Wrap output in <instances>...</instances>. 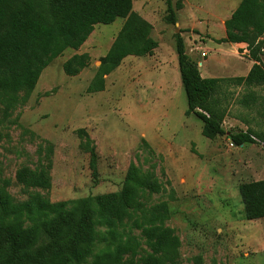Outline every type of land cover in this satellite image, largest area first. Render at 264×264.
Returning <instances> with one entry per match:
<instances>
[{
    "label": "rangeland",
    "instance_id": "obj_1",
    "mask_svg": "<svg viewBox=\"0 0 264 264\" xmlns=\"http://www.w3.org/2000/svg\"><path fill=\"white\" fill-rule=\"evenodd\" d=\"M172 4L173 23L167 0H133L134 11L151 22V36L159 43L151 55L127 56L102 74L101 58L124 23L117 18L96 25L78 50L67 49L55 58L35 88L0 92V189L15 205L35 197L52 204L74 200L78 211L87 198L116 194L119 199L134 167L136 177H146L154 187L128 184L127 214L115 227L124 241L134 239L117 261L115 244L107 252H99L100 245L105 264H146L151 256L163 264H264V218H246L239 191L243 183L264 179V103H242L252 89L262 95L264 90L223 82L219 96L228 111L226 134L207 138L203 121L186 113L175 49V34L180 33L191 58L203 62L201 74L208 64L219 78L246 74V45L216 42L238 0ZM83 52L90 54L89 65L76 76L67 75L63 63ZM202 52H207L205 58ZM249 128L258 140L232 144L230 132ZM36 178L43 185H34ZM158 226L178 240L168 253L153 248ZM50 243L41 231L28 252ZM7 251L8 245L5 256ZM51 257L48 251L45 260L21 264H55Z\"/></svg>",
    "mask_w": 264,
    "mask_h": 264
},
{
    "label": "trees",
    "instance_id": "obj_2",
    "mask_svg": "<svg viewBox=\"0 0 264 264\" xmlns=\"http://www.w3.org/2000/svg\"><path fill=\"white\" fill-rule=\"evenodd\" d=\"M169 20L176 21L172 0H167ZM117 18L124 20L110 50L103 56L100 71L107 74L131 55H151L158 41L151 36L153 26L141 14L134 11L133 0H0V92L33 89L43 70L67 49L78 50L93 33L98 24H110ZM224 37L217 43H247L248 55L254 61L246 76L230 78L203 77L199 63L188 54L182 35L175 34V49L179 62L182 85L187 97V114H195L203 123V134L213 139L226 134L223 122L227 108L219 96L223 82L232 81L248 87L264 90V0H241L231 16L225 20ZM90 63L88 52L75 53L63 63L64 72L76 76ZM101 89H103L101 87ZM258 100L264 103V95L256 90L248 92L242 100L250 106ZM252 128L230 132L236 146L254 143ZM90 145V139L87 138ZM91 162L96 165V153L91 148ZM132 168L125 187L120 193L96 196L84 200L76 210L73 201L55 204L35 197L32 201L15 205L10 196L0 189V264H21L46 259L52 252L55 264H105L99 252H107V246L115 244L114 261L120 259L130 245L133 236L123 240L116 230V221L126 216L132 191L129 183L143 189L152 186L146 177H136ZM147 176V175H146ZM20 178V177H19ZM34 185H43L36 178ZM154 187V186H152ZM239 191L244 203L246 218H264V179L243 183ZM97 206L101 212L97 213ZM104 226L102 229L101 227ZM41 231L51 243L37 252H28L39 239ZM155 252L168 253L178 244L167 229H153ZM71 238L72 242H62ZM6 245L10 251H3ZM102 249L97 251L99 246ZM146 264H163L159 256H151Z\"/></svg>",
    "mask_w": 264,
    "mask_h": 264
},
{
    "label": "crops",
    "instance_id": "obj_3",
    "mask_svg": "<svg viewBox=\"0 0 264 264\" xmlns=\"http://www.w3.org/2000/svg\"><path fill=\"white\" fill-rule=\"evenodd\" d=\"M241 2V0H238V5H239V3ZM237 5V6H238ZM237 7H235V9H236ZM234 9V10H235ZM233 10V11H234ZM233 11H232V13H233ZM231 13V14H232ZM231 14L229 15V17L231 16ZM144 17H145V15H143ZM228 17V18H229ZM228 18H226V19H228ZM225 19V20H226ZM225 20L223 21V24H224V27H223V30L225 29ZM123 26V25H122ZM120 31V30H119ZM225 34H226V31H225ZM225 34H223L221 37H224L225 36ZM91 36V35H90ZM89 36V37H90ZM89 39V38H88ZM87 39V40H88ZM101 41V40H100ZM87 42V41H86ZM85 42V43H86ZM84 43V44H85ZM83 44V45H84ZM231 44H236V45H246V47H245V51L244 52H246L247 53V57L249 58V55H248V53H249V51H248V49H247V43H231ZM205 58V57H204ZM202 63V64H201ZM201 64V65H200ZM253 64H254V61L253 60H251L250 58H249V64H248V69H247V72H246V74H244V75H242V76H246L247 74H248V72L250 71V69H251V67L253 66ZM199 65L200 66H202L203 65V62H199ZM204 74H202V76L203 77H207V78H209V77H216L215 75H214V71L216 70L213 66H211V65H205L204 66ZM201 69V68H200ZM233 69V68H232ZM217 77H220V76H217ZM236 77V76H235Z\"/></svg>",
    "mask_w": 264,
    "mask_h": 264
},
{
    "label": "built area",
    "instance_id": "obj_4",
    "mask_svg": "<svg viewBox=\"0 0 264 264\" xmlns=\"http://www.w3.org/2000/svg\"><path fill=\"white\" fill-rule=\"evenodd\" d=\"M201 55H202V57H206V56H207V52H202ZM201 64H202V63H201ZM201 64H200V65H201ZM252 138H253L255 141L258 140V139L256 138V136H254V135L252 136ZM232 144H233V143H232ZM263 145H264V144H263Z\"/></svg>",
    "mask_w": 264,
    "mask_h": 264
}]
</instances>
